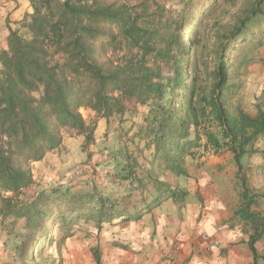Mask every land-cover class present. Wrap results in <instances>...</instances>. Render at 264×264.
I'll return each instance as SVG.
<instances>
[{"label": "trees", "instance_id": "trees-1", "mask_svg": "<svg viewBox=\"0 0 264 264\" xmlns=\"http://www.w3.org/2000/svg\"><path fill=\"white\" fill-rule=\"evenodd\" d=\"M28 1L32 11L0 50V214L23 220L16 256L4 264H34L32 245L45 238L59 205L96 206L110 212L106 218L114 213L109 195L70 194L63 186L27 194L35 185L31 163L58 148L64 131L82 136L84 145L93 142L95 125L82 107L108 120L138 104L147 109L133 134L142 144L126 155L128 192L160 183L159 175L188 176L187 157L198 148L229 152L241 185L234 216L251 227V264H257L264 215L251 210L260 195L247 186L242 159L264 137V111L251 115L234 102L240 85L234 53L246 33L254 41L239 63L263 44L264 0H243L239 8L237 0ZM228 2L235 9L228 20L203 24L205 14ZM166 191L176 201L186 197Z\"/></svg>", "mask_w": 264, "mask_h": 264}, {"label": "rangeland", "instance_id": "rangeland-1", "mask_svg": "<svg viewBox=\"0 0 264 264\" xmlns=\"http://www.w3.org/2000/svg\"><path fill=\"white\" fill-rule=\"evenodd\" d=\"M209 2L205 1L196 7L192 10L191 15L194 16ZM235 2L239 8L244 1L237 0ZM234 10L230 2L225 3L217 12L205 14L203 24L209 27L215 21L214 19L226 21ZM182 33L186 37V27L183 28ZM241 40H243L242 43H240ZM253 41L246 33L238 40V50L237 53H234V68L237 70V80L240 84L234 102L251 115L256 114L259 109L264 111V42L260 47L248 51L242 63L238 61L239 53L243 52ZM133 109L135 110L132 113L123 116L115 115L105 120L97 117L95 112L89 108L82 107L80 112L84 119L90 125H95L93 142L84 145L82 136L64 131L61 145L49 152L45 162L41 160V162L31 163L35 185L31 190L26 191L27 194H32L35 189L63 186L69 188L70 194L93 192L98 195H109L112 199V211L114 212L108 214L106 218L104 215L110 212L100 214V210L96 206L85 205L81 208H73L71 205H59L56 208L58 213L54 216L56 218L52 219V227L47 224L45 238L32 245L34 264H57L55 262L56 255H60L68 240L77 241V243L78 241L85 242L90 245L94 240L95 233L117 221L116 213L126 212L127 209L131 211L134 202H137L136 209L140 208L146 211L155 205V201L152 199L154 193L159 192L157 200L161 202L162 194L167 193V188L173 186L175 191L182 190L179 184L173 183L172 174L167 173L158 176L160 183L146 184L142 189L128 192V182L122 180L126 155L142 144L139 137H133V134L141 124L142 115L147 106L138 104ZM254 149L257 151L242 159V172L245 174L249 189L259 195H264V183L262 184V180H260L264 166L258 164L259 159H263L264 137L257 139ZM139 161L145 163L142 157L139 158ZM204 164L211 165L217 173L230 174L232 166L236 168L232 155L227 151L215 154L211 150L204 151L202 148H198L193 157H187V167L190 170L193 169V173L197 174L198 169H202ZM235 178L237 179V189L240 192L241 185L237 172ZM254 185L258 188H255ZM260 197L262 196L257 199ZM104 209L107 210L108 206ZM135 215L141 216L140 211L136 210ZM130 216L134 215L130 214ZM72 218L76 220L72 222ZM22 225V219H4L0 215V264L10 261L13 256H16L15 245L23 232ZM244 228L246 231L251 230L249 224H246Z\"/></svg>", "mask_w": 264, "mask_h": 264}, {"label": "crops", "instance_id": "crops-1", "mask_svg": "<svg viewBox=\"0 0 264 264\" xmlns=\"http://www.w3.org/2000/svg\"><path fill=\"white\" fill-rule=\"evenodd\" d=\"M31 11L28 0H0V50L7 48L10 29L18 28L24 16ZM48 155L42 159L44 162ZM259 160L258 164L264 166V158L263 161ZM37 162L41 160L33 163ZM187 168L186 177L171 175L173 183L179 184L186 192L183 201L174 200L167 192L162 194L161 202L150 210L136 209L137 202H134L131 211L127 209L109 227L99 232L96 230L98 233H95L90 245L66 241L60 255H56L55 262L251 264L253 256L248 244L251 230L246 231V223L234 216V210L240 202L235 178L237 169L232 166L230 174L217 173L211 165L204 164L196 174L193 169ZM260 180L263 184L264 172ZM171 189H174L173 186ZM156 193L152 199L159 196ZM260 196L251 205V210L262 214L264 195ZM136 210L141 213L139 219L122 221L130 214L135 215ZM254 248L259 256L257 264H264V238L258 240Z\"/></svg>", "mask_w": 264, "mask_h": 264}]
</instances>
